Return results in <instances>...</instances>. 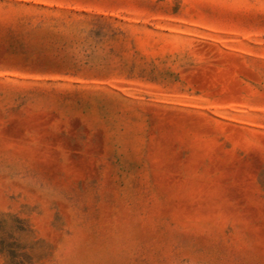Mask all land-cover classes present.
<instances>
[{"label":"rangeland","instance_id":"1","mask_svg":"<svg viewBox=\"0 0 264 264\" xmlns=\"http://www.w3.org/2000/svg\"><path fill=\"white\" fill-rule=\"evenodd\" d=\"M0 264H264V0H0Z\"/></svg>","mask_w":264,"mask_h":264}]
</instances>
